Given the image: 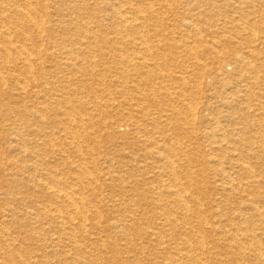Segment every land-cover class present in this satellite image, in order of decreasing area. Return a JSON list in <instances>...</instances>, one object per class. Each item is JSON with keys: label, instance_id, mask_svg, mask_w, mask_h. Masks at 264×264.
<instances>
[{"label": "rangeland", "instance_id": "rangeland-1", "mask_svg": "<svg viewBox=\"0 0 264 264\" xmlns=\"http://www.w3.org/2000/svg\"><path fill=\"white\" fill-rule=\"evenodd\" d=\"M118 1L0 0V264H264L227 247L218 221L242 194L220 202L203 110L235 104L249 50L264 66V0H121L116 14ZM181 184L201 208L182 209ZM57 204L88 210V240L59 231ZM182 232L204 243L190 258Z\"/></svg>", "mask_w": 264, "mask_h": 264}, {"label": "bare ground", "instance_id": "bare-ground-1", "mask_svg": "<svg viewBox=\"0 0 264 264\" xmlns=\"http://www.w3.org/2000/svg\"><path fill=\"white\" fill-rule=\"evenodd\" d=\"M116 5H117V7H116V14L117 13L119 14V12H120L119 11L120 10L119 9V6L122 7L123 3L120 0V1H118V3H116ZM17 7L19 8V6H17ZM32 7H34V6H32ZM135 9H134V12L133 13L142 12V9L141 10H138V8H135ZM24 13H26V12H24ZM113 13H115V12H113ZM127 18L125 19V17H124L125 21L129 22L130 19H127ZM42 19H43V17H42ZM7 20L8 19H6V21ZM130 24L128 26H130ZM115 26H116V24H115ZM238 27H240V26H238ZM242 27H243V25H242ZM95 32H97V30ZM200 32L202 33V31H200ZM143 39H145V38H143ZM11 41H12V39H11ZM143 41H145V40H143ZM83 42H84V40H83ZM86 42H88V41H86ZM145 42H144V47L143 48H145V50H147V51H150V47L148 45L146 46L145 45ZM7 51H9V49ZM14 52H16V51H14ZM70 53L73 54L74 52L71 51ZM82 53H83V51H82ZM251 53H252L251 50H249V52H247L246 55L243 56L242 64L240 65V67H232L231 68L234 72H237L238 77H239V79L241 80L242 83L239 82V84H240L239 85V88L240 89L238 90L239 93H238V96H236V97L233 96L231 93H230V95H231L230 96L228 94V92L225 91V94L227 96L226 98H228V99L231 98L232 103H235V104L231 105L230 109H227V111H226L227 114H222V111L220 109H217L215 111V112H217V113H215V115L213 114L214 112L211 113L212 112V110H211L212 107H211V104H210V96L207 97L206 102L203 104L204 105L203 106V110L207 113L206 116H205V118H204V120H205L204 122L206 124L205 137L208 140L209 150H212L213 151L212 154H211L212 155V160L214 161V164L215 165H218V169L216 170V174L219 177V184H220V187L222 189L221 190V196H222V198H220L221 199L220 202H222V200L226 202L227 200L232 199V198L233 199H236V196L239 195V193L242 194L240 196L241 197L240 198L241 200L235 201V203H232L231 202L230 215L229 214H224V217L222 216L223 218H220V221H218L219 224L222 223L223 221H226L227 222L226 225L230 227L228 229H225L228 233H230V235H225V240H226V237L227 238L229 237V240L231 239V241L228 242L227 247H228V249H231L232 251H234V250L240 251L242 249H249V250L255 251L256 252V256H258L259 259L264 260V252H262L260 250V248L257 246V245H259L258 242H260L259 239H264V66L262 64L261 65H257L256 62H255V60H257V59H254V56L255 55H254V53L253 54H251ZM22 54H26L24 56V59L29 62L30 61L29 60V52H26L25 51V53H22ZM30 54H31V52H30ZM226 55H228V54H226ZM197 57H198V55H197ZM131 59L133 60L134 58H131ZM136 59L137 60H141L142 57L138 56V57H136ZM132 60H130V61H132ZM201 62L202 61H200L199 63H201ZM31 63L32 62L28 63L27 65H29V64L31 65ZM40 64H42V63H40ZM30 68H31V66H30ZM224 68L225 67H222L221 69L223 70ZM30 71L32 72L33 69L30 70ZM32 75H34V74H32ZM3 77L1 79L4 80ZM183 80H185V79L183 78ZM16 82H17V80H16ZM14 83H15V81H14ZM20 85H22V84H20ZM5 86H6V84H5ZM201 87H202V85H201ZM25 89L26 88L24 86V90ZM21 91L23 92V90H21ZM170 94H171V92H170ZM214 98H216V97H214ZM228 103H230V101H228ZM191 106L192 105H190V104L189 105L188 104L186 105V107L188 108V110L190 112L191 117H194L193 121H195L196 120V117H197V115H196L197 114L196 108H192ZM197 108H198V104H197ZM71 117H70V119L73 120ZM175 141H177V140H175ZM158 153H161V152H158ZM164 156H162V158L165 159L166 157H164ZM185 157H186V154H185ZM167 164H168L169 167H171L173 169V172H175L174 171V166L176 165L175 162L173 160H169V162L167 161ZM191 171H192V169H191ZM89 175H90V173H89ZM173 175H175V173ZM174 179H175V176H174ZM175 184H179L180 185L179 179H176V183ZM47 189H48V191H49V193L51 195L57 196V197H60V198L62 197V195L59 196V194H62L61 193L62 190H59L58 189V191H56L57 189H55L54 187H49V186H47ZM173 190H175V189H173ZM57 192H58V194H57ZM175 192H176L175 195L178 196V198H179L178 201L180 202V206L182 207L183 210L185 209V210L188 211L191 208L192 205H194L197 208L200 207V204L197 201L198 199L195 198V197H193V194H191L187 189L183 188V185H182V188H178L177 187ZM66 196L67 195L65 194V197ZM69 196H71V195H69ZM242 197H244V198H242ZM171 198H173V197H171ZM242 200L244 202H246V205H247V208L246 209L247 210H243L242 209V204H241ZM190 203H193V204L190 205ZM73 204H76V203L73 202ZM54 206H55L56 209H54V211H51L50 217H51L52 220H54V221H56L58 223V229H59L60 232L61 231H65L64 234L67 236V238L70 241H72L73 239H75V234H78V237L79 236H82V235H85L83 237L86 238L87 240L89 239L88 237H90L92 235V227H93V224H94L93 223L94 220L92 219V216L87 213L88 212L87 208H85L87 210V212L86 211L79 210L78 207H76L75 210H73V211H69L68 210V211L63 212L60 209L61 208L60 204H57V205H54ZM76 206H77V204H76ZM73 209H74V207H73ZM102 214H104V213H102ZM185 216L187 217V215H185ZM165 218H166V221L167 222H170L172 225H174L175 223H178V221H179L176 218H174L172 216H169V215H166ZM204 218H205V216H204ZM236 220H237V223H236L237 226L236 227H233L232 225L235 224V221ZM97 221H99V220H97ZM207 222H209V221H207ZM120 223H121V221H120ZM117 224H118V222H117ZM255 224L259 226L258 227L260 229L259 232H257L255 230V228H254V225ZM206 225H209V223L206 224ZM209 227H210V225H209ZM116 228H118V227H116ZM185 232H182V234L185 235V239H186L184 241L185 248H184L183 251H186V253H187V255L185 254L186 256H188L191 253L190 256H189V258H190V257L194 256L193 255L194 254V251L193 250H195V249L196 250H199V248L204 247V246H202L204 243L201 240L202 242L201 243H198V244L196 243L195 246L191 245L190 243H189V245L186 246V244L190 241V236L191 235L188 234V233H185ZM198 233L201 234V232H198ZM97 234H98V232H97ZM154 234H156V233H154ZM178 235H180V234H178ZM260 243H262V242H260ZM73 248H74V251H76V250L81 251L82 250V246H79V245L74 246L71 249H73ZM165 255H167V254H165ZM174 260L176 261L177 259H174ZM72 262L75 263V264H78V263L79 264H91L90 262H87L86 261L85 257H83V259H81V258L79 259V258H76V257L73 256L72 257ZM175 263H177V262H175Z\"/></svg>", "mask_w": 264, "mask_h": 264}]
</instances>
